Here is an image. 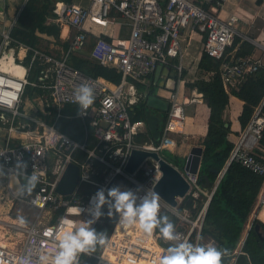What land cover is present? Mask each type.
I'll use <instances>...</instances> for the list:
<instances>
[{
	"label": "built area",
	"instance_id": "2783aa9c",
	"mask_svg": "<svg viewBox=\"0 0 264 264\" xmlns=\"http://www.w3.org/2000/svg\"><path fill=\"white\" fill-rule=\"evenodd\" d=\"M224 0H91L87 6L74 2L56 3L45 23L68 24L72 29L70 40L59 54L37 45L20 41L12 33L20 9L14 18L7 22L4 3L0 4V96L14 98L11 107L0 104V129L7 138L0 143V171L8 177L15 175L20 180L37 179L31 191L14 190L8 178L9 191L18 202L37 209L35 220L26 224L25 235L20 248L8 249L0 245V264H54L59 251L58 238L64 232H74L85 222L90 227L100 222L95 217V193L103 190L107 197L108 188L116 179H126V189L136 194L139 205L146 194L153 191V185L160 176L157 162L146 157L133 173L124 170L130 151L133 148L159 151L176 148L173 134L179 133L185 122V106L200 102L199 94L181 100L176 92H167L168 112L162 136L155 145L146 144L138 138L146 132V120L138 116L137 105L140 97H146L150 86V75L158 65L169 66L171 60L182 58L184 47L181 42L191 34L199 35L201 52L220 59V76L224 89L230 92L238 88L247 75L263 66L262 60L230 51L224 55L225 48L233 44L235 37H244L236 28V17L228 15L221 18L218 11ZM207 4V7L204 5ZM116 12L130 25L126 38L107 40L98 37L88 52L97 62L114 68L120 74L118 83L101 77H92L73 67L69 61L72 52L81 51L86 42L88 29L86 23L105 26L112 22ZM188 32V36H186ZM11 46L4 51L6 46ZM15 50V51H14ZM5 57L11 63L2 65ZM178 75L181 63L175 65ZM136 83L145 86V93L137 90ZM82 84L93 90L94 101L81 115L78 105L76 117L85 124V137L82 141L69 137L56 127L58 119L72 116L64 112L65 105L74 103V92ZM45 90L49 93L55 110H43L40 106H30L39 110L41 118L26 111L24 101L31 91ZM28 100V99H27ZM51 115V117H50ZM264 126V116L259 104L244 128L232 134L233 148L226 165L236 161L242 166L263 176L258 194L256 215L264 210V155L255 152ZM91 137V142L88 138ZM84 152L82 159H76L77 152ZM75 163L79 172V182L97 186L87 194L56 190L59 179L69 163ZM96 165L106 172L100 181L91 178ZM225 171L222 168L214 183L208 189L198 182V173H183L189 184L186 195L205 198L202 207L194 213L190 207L170 206L160 196L159 213L164 210L175 215L173 224L176 240H165L156 229L151 234L139 228V223L125 226L120 223V214L114 221L109 236L98 252L81 253L79 264H159L167 255V250L194 237V245H215L214 239L201 237L206 208ZM184 197L180 198V202ZM101 206L100 212L106 206ZM260 208V209H259ZM158 213V214H159ZM243 241L237 242L232 251L231 261L235 263L242 253ZM264 250V246H263ZM46 258V259H45Z\"/></svg>",
	"mask_w": 264,
	"mask_h": 264
},
{
	"label": "trees",
	"instance_id": "16d2710c",
	"mask_svg": "<svg viewBox=\"0 0 264 264\" xmlns=\"http://www.w3.org/2000/svg\"><path fill=\"white\" fill-rule=\"evenodd\" d=\"M63 1L67 3L71 2V0ZM261 1L256 0L257 3H261ZM53 2V0H26L18 14L16 25L13 26V35L20 41L33 45H36L35 43L37 42L36 30L57 37L59 27L56 25H48L44 22L54 8ZM204 5L207 7V4ZM94 40L95 38L93 36L88 35L86 44L83 47L84 49L73 52L69 57V62L73 67L87 75L92 77L100 76L111 82L118 83L120 81V74L114 68L103 66L89 57L87 51ZM63 46L66 48V42L63 43ZM253 49L254 45L251 42L235 37L233 44L225 48L224 55L230 51H234L237 55H246L250 54ZM228 58L229 55L216 59L206 53H202L197 63V77L192 82H187L186 84L189 88L200 92L204 102L209 107L207 132L202 140L203 150L199 166L198 182L204 187L205 180L203 176L208 175L209 185L205 188H210L216 178V172H219L225 167L224 174L207 205L201 228V237H210L216 242L214 246L227 250V254L222 258V264H227L240 232L252 211L263 178L262 175L255 173L236 161H231L226 165L233 148V142L227 137L230 131V123L223 118V111L228 104L229 94L223 87L220 68L222 62ZM205 73L207 75L203 76ZM230 93L243 101L241 112L238 115L241 128L247 125L255 108L259 104H261V114L264 116V66L247 75L241 85L238 88L231 89ZM140 104L137 105L138 116L143 117L144 113L142 110L140 111ZM64 110L67 112L70 108L65 107ZM165 120L166 117H164L163 125ZM78 121L77 118L70 121L61 118L57 126L73 138H78L79 135L75 132L73 126ZM255 152L264 155V126L261 130L258 147L255 148ZM76 154L80 158H83L85 155L81 151ZM96 167L99 171L98 174L94 175L95 178L103 177L106 170L99 165H96ZM1 178L3 177L0 176ZM5 185L3 181L1 188H4L7 193L8 190ZM0 196L3 202V196L1 194ZM5 197V203H0V212L4 207L3 204L5 205L8 201L7 206L9 209L10 201L13 200L9 193ZM203 198V196L193 197L188 194L183 198L179 208L188 206L196 213L201 207ZM194 202H196L195 206H193ZM110 204L111 200L109 199L101 211L100 222L93 228L97 233L104 234V241L103 243L97 242L95 245L97 248L103 246L117 218L118 213L110 207ZM257 216L264 221V210ZM158 217H167L172 224L176 220L175 215L166 210L159 213ZM5 218H9V216L7 215ZM256 224H258V230L255 229ZM156 231L160 232L159 228H156ZM23 237L24 232L22 230L10 229L7 225L0 224V245L3 247L18 249L22 244ZM193 239L194 237L191 236L188 242L194 244ZM263 246L264 222L256 218L252 222L251 230L246 235L242 246V253L236 258V264H264ZM94 260L92 257L88 258L90 264Z\"/></svg>",
	"mask_w": 264,
	"mask_h": 264
},
{
	"label": "crops",
	"instance_id": "0c3cea01",
	"mask_svg": "<svg viewBox=\"0 0 264 264\" xmlns=\"http://www.w3.org/2000/svg\"><path fill=\"white\" fill-rule=\"evenodd\" d=\"M53 1H54L53 2L54 6L56 5V3L64 2L63 0H53ZM90 1L91 0H89L88 2H86V0H71V2L78 3L82 6H87L90 3ZM2 2L4 3V11L6 12V19H7L6 21L10 22L14 18L16 11L19 10L20 8L22 9L26 0H0V4ZM10 3H12L11 7H9ZM112 14L115 17L113 18L112 22L108 23L105 26L92 24L89 22L86 23V26H87V29L89 32L88 35L93 36L95 38L92 45L95 43V41L98 37H102V38H105L107 40H114L115 41L117 39L126 38L129 36V33H130L129 23L126 22V20H124L123 18L119 17V15L116 12H113ZM228 15H232V16L236 17V19H237L236 20V28L244 36L242 39L248 40L249 42H251L254 45V49L250 53V55L253 57H256V58H260L262 60L263 66H264V0H262L261 3H257L256 0H224L222 7L218 11V16L223 18V17H226ZM50 25H56L59 27V32H58L57 37L54 35H47L46 33H42V32H39L36 30L35 34L37 35V39H36L37 42L35 44L37 46L41 47L42 45H41L40 41H44L47 43V47L44 46L41 48H44L48 51L59 54L61 49H63V47H64L63 43L66 42V44H68L70 37H71V34L73 32V29L68 24H62V25L50 24ZM12 30H13V28H12ZM88 35H87V38H88ZM186 36H188V32H187ZM186 39H187V37H186ZM187 41H188V43L184 46V52L182 53V58L180 60H178L177 58H174L173 60H171V64L169 66H163L164 68L168 67L170 70L167 76H166L167 73L165 72V69L163 72L158 73L157 75H155V73L153 72L149 76L150 77L149 78L150 79V86L147 87L148 93H153V94L158 95L162 100H164L167 107L165 109H159V108H151L150 109L149 107L146 106V100H147V97H149L151 95L144 97V100H142L143 96L140 97V101H141L140 111L142 110L144 113V116L143 117L140 116V117L145 119L146 110L150 109L151 113L157 115L160 119V123L158 124L159 139L154 138V136L152 135V132L149 128V125L147 124V121H146V127H147L146 132L143 133V135H140L138 137L140 139L139 141H141L143 143L155 145L159 142V140L162 136L163 121H164V117L167 118V112H168V108H169L168 99H166V97L164 95L168 91L169 92H176L177 96L180 100L182 98L191 97L194 94L200 93V92L196 91L195 89L189 88L186 84H187V82H192L197 77V71H196V73H195V70L193 73H189V70H191L189 68V65L193 62H196L194 64H196V66H197L198 60L202 54V52H201V39H200L199 35L191 34L189 40L187 39ZM85 44H86V42H85ZM92 45H91V47H92ZM91 47L89 48V50L91 49ZM256 47L260 48V50L257 49ZM9 48L11 49V46H9V45L6 46L4 48V51H8ZM89 50L87 51V53L89 52ZM72 53H70V55ZM188 53H190V54H188ZM70 55H69V57H70ZM184 58H185V60H184ZM4 59H5V57H4ZM68 61H69V58H68ZM179 63H181V65H182L180 75H178L177 68L175 66ZM5 64L6 63L4 60L2 65H5ZM103 66H105V65H103ZM206 75H207V73L203 74V76H206ZM97 77H100V76H97ZM101 78H103V77H101ZM105 80H107V79H105ZM108 81H110V80H108ZM136 87H137L138 91L142 92V95L145 93V86L144 85L142 86L141 84L136 83ZM157 91H159V92L157 93ZM228 94H229V100H228V104L226 105V107L223 111V118H224V120H227L230 123V131L228 132L227 137L229 140H231V138L233 137L232 134H236L237 131L239 129H241L240 123L238 121V115L241 112L243 101L240 98L232 95L230 92H228ZM29 98H30V101L27 100ZM199 98H200V102L190 103V104L185 106V122H184L183 128L179 133L173 134V138H174L175 144H176V151H177V148H179V151L182 154V156H184V159H186V156H187V154H188V152L192 146H196V145L201 146L202 150H203L202 140H203V138L207 132L209 107L204 102V100L202 98V94ZM69 105L70 106L65 105V107L70 108V110L67 112L64 110V112L68 115H74V117L66 116V117H63L62 119L70 121L72 119L77 118L79 120L78 122H75L73 125L74 130L76 133H78L79 137L73 138L72 136L68 135L67 133H65L62 129H60L57 126V123L61 120V118L57 120L56 127L58 130L64 132L69 137H71L75 140H78V141H82L85 137L84 128H85L86 122H84L82 119L75 116L78 112V105L77 104H69ZM23 106L26 107V111L29 114H32V115L36 116L37 118H41V112L39 110H37L36 112H30L29 111L30 106H40L43 110H50L51 114L55 110V105L51 103L49 93L45 90H39V89H35L34 92L31 91V94L27 95V98L24 101ZM50 117H51V115H50ZM147 137H150V139ZM6 138H7V136L5 135L4 130L0 129V143H4ZM91 140H92V138L89 137L88 141L91 142ZM160 150H162V149H160ZM160 150L158 151L159 154H160ZM75 157H76V159H78V158L82 159L77 155ZM184 163H185V160L183 162V171L180 170V168L174 164V166L182 174L186 172V170H184ZM199 166H200V164H199ZM98 171H99V169L97 167H95L94 172L91 173V178L96 180V181H100V179L102 178V177L98 178V179L95 178L94 175L98 174ZM79 172H80V170H79ZM198 173H199V168H198ZM0 175L4 176L6 178L5 184H6V187L8 190L7 193H9V195L13 198V200H12L13 202L10 201V207H11L10 210L7 209L5 211V213L0 216V221L3 219V220H6L7 222H10L11 225H8L10 229L11 228L13 229L15 226H19L20 228H23L26 225L25 223H24V225L13 223L15 221L20 222V220H22V216L19 213L17 214L16 212H14L16 216H13L11 214V212H12L11 210L14 208V206L17 205V203H23L24 205H27V204H25L24 202H18L13 197V194L9 191V185H10L9 182H10V180L12 182V178H11L12 176L8 177L7 172H3V171H0ZM8 178L10 179L9 182H8ZM78 178H79V176H78ZM21 179L22 180H20V187L18 190L23 189V190L28 191V192L31 190H34V188H35L34 183L27 181L26 178L25 179L21 178ZM125 180L126 179H124V178L116 179L115 182H113V184L108 188V190L113 188V187H119L120 189H122V191H124L126 189V181ZM262 182H263V178H262ZM262 182L260 184L258 194H259V191L261 189ZM12 184H13V182H12ZM76 187H78L77 188L78 192L81 191V193L83 195L87 194L91 190L97 189L96 188L97 186L92 185L90 183L79 182V179L77 180V183H76L74 189H76ZM74 189H73V191H74ZM14 190H16V189L14 188ZM7 193L5 191V195H2L3 201H4V198H6L5 196ZM258 194L256 197V201L254 203V206L252 208V211L250 212L246 223L248 222V220L251 219L250 218L251 216H256V211H257V207H258ZM201 196H199V197H201ZM0 200H1V198H0ZM7 200H9V199H7ZM176 200H177V204L180 205L182 203V201L180 202V197H176ZM204 200L205 199L203 198L202 204H203ZM8 203H9V201L6 203V205H8ZM202 204H201V207H202ZM179 205H178V207H179ZM195 205H196V202L193 203V206H195ZM27 206H29V205H27ZM29 207H31V206H29ZM7 213L9 214V218H5V216L8 215ZM5 214H7V215H5ZM10 214L13 217H10ZM256 217H258V216H256ZM34 220H35V218H34ZM0 224H2V223L0 222ZM249 224H252V223H249ZM15 229H17V228H15ZM249 230H251V226H248V229H246V231H244L242 233L243 235L241 234V232H242V230H241L240 235L238 237V240L236 241L234 249L237 248V242L239 240L243 241V243H244V240H245L246 235H247ZM231 257H232V252L228 258L227 264H232ZM233 264H236V260H235V263H233Z\"/></svg>",
	"mask_w": 264,
	"mask_h": 264
},
{
	"label": "clouds",
	"instance_id": "9594fccd",
	"mask_svg": "<svg viewBox=\"0 0 264 264\" xmlns=\"http://www.w3.org/2000/svg\"><path fill=\"white\" fill-rule=\"evenodd\" d=\"M242 39V37H239ZM14 98L0 96V104L11 107ZM94 95L92 88L82 84L74 92V103L79 105L80 114H87V109L93 104ZM36 177L32 176L31 183H35ZM205 188V187H204ZM207 189V188H206ZM209 189V188H208ZM111 200L110 207L120 214V223L125 226H133L139 223V228L151 234L154 229L159 228L163 239L176 240L173 224L167 217H158L160 210L159 195L152 191L137 205L136 194L130 190L121 191L119 187L108 190L107 197L104 191L95 193V217H99L101 206ZM205 199V198H204ZM209 203V201H208ZM208 205V204H207ZM163 222V223H162ZM91 221L81 224L79 227L73 225L74 232H64L58 238V249L54 264H79V255L95 251L97 242L103 243L104 234L97 233L90 227ZM227 254L226 249L216 246L194 245L188 241L180 242L167 250L159 264H222V258ZM46 259V258H45Z\"/></svg>",
	"mask_w": 264,
	"mask_h": 264
},
{
	"label": "water",
	"instance_id": "95a60500",
	"mask_svg": "<svg viewBox=\"0 0 264 264\" xmlns=\"http://www.w3.org/2000/svg\"><path fill=\"white\" fill-rule=\"evenodd\" d=\"M164 69L167 73V76L170 70L168 67L164 68L162 65H158L156 67L154 71L155 75L163 72ZM148 95L151 96L147 97L146 106L150 109H165L167 107L164 100H162L158 95L148 93L146 96ZM150 109L146 110L145 119L154 138L159 139L158 124L160 123V119L157 115L151 113ZM201 155L202 147L197 145L192 146L186 156L184 169L189 173H198ZM146 157H152L157 162L158 169L160 171V176L153 185V191L156 192L162 199H164L170 206H177L176 197H184L188 190L189 184L183 174L174 166V164L159 154L158 151L133 148L129 153L124 170L128 173H133ZM78 176V166L75 163L69 162L60 177L56 190L64 194L72 192L77 183ZM11 178L14 188L18 190L20 187L18 179L15 175H12ZM203 178L205 180L204 187H208V176L204 175Z\"/></svg>",
	"mask_w": 264,
	"mask_h": 264
},
{
	"label": "rangeland",
	"instance_id": "374dc122",
	"mask_svg": "<svg viewBox=\"0 0 264 264\" xmlns=\"http://www.w3.org/2000/svg\"><path fill=\"white\" fill-rule=\"evenodd\" d=\"M89 0H86V2H88ZM12 6V3H10V5H9V7H11ZM40 43H41V47H47V43L46 42H44V41H40ZM188 43V41H187V39L185 38L182 42H181V44H182V47H184L186 44ZM61 44V43H60ZM257 49H259L260 50V48H258V47H256ZM188 54H190V53H188ZM184 60H185V58H184ZM194 63H196V62H193V63H191L190 65H189V68L191 69V70H189V73H193L194 72V70H195V73H196V71L198 72V70H197V66H196V64H194ZM198 74V73H197ZM159 91H157V93H158ZM28 101H30V98L28 99ZM29 111L30 112H35V111H33V109L32 108H29ZM147 138H149L150 139V137H147ZM150 141V140H149ZM176 152V153H175ZM160 154L164 157V158H166L168 161H170L172 164H175V165H177L179 168H180V170H182L183 171V162H184V156H182V154L180 153V151H179V148H177V151H176V148H175V151H170L169 149H166V148H164V149H162V150H160ZM185 170V169H184ZM1 176V175H0ZM2 177V176H1ZM4 181L3 180V178H1L0 179V194L1 195H5V189L4 188H1V183ZM6 186V185H5ZM7 188V187H6ZM121 191H122V189H120ZM13 202V201H12ZM0 203H5L4 201L2 202L1 200H0ZM3 209H2V211L0 212V216L2 215V214H4L5 213V211L8 209V206L5 204H3ZM11 208V207H10ZM10 208H9V210H10ZM260 209V208H259ZM12 212H11V214L13 215V216H16L15 215V213L14 212H16L17 214L19 213L21 216H22V220H23V223H25V224H28L29 222H31V221H33L34 220V218H36L37 217V215H38V213L39 212H37V210L36 209H34V208H32V207H29V206H27V205H24L23 203H17V205L16 206H14V208L11 210ZM8 214V213H7ZM11 214H10V217H13V216H11ZM8 216H9V214H8ZM257 216V215H256ZM256 216H251L250 218V220H248V222L244 225V227L242 228V232H241V234L244 232V231H246V229H248V226H251L252 224H249V223H252L253 221H254V219H256V218H259V220L261 221V222H264L259 216L258 217H256ZM256 217V218H255ZM21 221V220H20ZM2 224H5V225H11V223L10 222H7L6 220H1L0 221ZM9 227V226H8ZM16 228V227H15ZM17 229H22V228H17ZM243 235V234H242ZM108 237V236H107ZM107 239V238H106ZM106 239H105V241H106ZM102 247V246H101ZM101 247L100 248H97V247H95V251H91V252H98L100 249H101Z\"/></svg>",
	"mask_w": 264,
	"mask_h": 264
},
{
	"label": "bare ground",
	"instance_id": "6f19581e",
	"mask_svg": "<svg viewBox=\"0 0 264 264\" xmlns=\"http://www.w3.org/2000/svg\"><path fill=\"white\" fill-rule=\"evenodd\" d=\"M4 60H5V63H6L5 65H6V66H7L8 63L13 64V63L11 62V57H9V60H10V61H6V59H3V60L1 61V63H3ZM2 177H3V179H4V182L6 183V178H5L4 176H2ZM13 197H14V196H13ZM18 220H19V219H18ZM13 223L20 224V225H24V223H23L22 220H21L20 222H16V221H15V222H13ZM15 227H16V228H20L19 226H15ZM15 227H14V228H15ZM25 227H26V225L21 229V230L24 232V235H25V230H24ZM255 229L258 230V224L255 225ZM261 237H262V235H261ZM23 238H24V237H23ZM19 248H20V247H19ZM8 249H9V248H8Z\"/></svg>",
	"mask_w": 264,
	"mask_h": 264
}]
</instances>
